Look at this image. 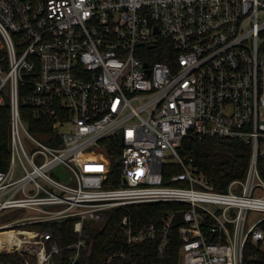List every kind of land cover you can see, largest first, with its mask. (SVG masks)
<instances>
[{"label": "built area", "instance_id": "obj_1", "mask_svg": "<svg viewBox=\"0 0 264 264\" xmlns=\"http://www.w3.org/2000/svg\"><path fill=\"white\" fill-rule=\"evenodd\" d=\"M4 104L0 214H17L0 223L12 232L0 252L57 264L51 224L73 218V264L83 222L143 202L186 205L181 264H244L247 242L264 251V0H0ZM22 106L51 131H30ZM187 137L249 146L244 177L218 189L181 154ZM118 148L120 182L106 186L108 151ZM60 164L70 179L50 175ZM167 164L180 171L164 178ZM174 214L139 229L124 215L115 254L156 234L162 252Z\"/></svg>", "mask_w": 264, "mask_h": 264}, {"label": "trees", "instance_id": "obj_2", "mask_svg": "<svg viewBox=\"0 0 264 264\" xmlns=\"http://www.w3.org/2000/svg\"><path fill=\"white\" fill-rule=\"evenodd\" d=\"M157 59L165 60V58ZM7 107V104L0 107V169H4L9 160ZM20 111L30 131L38 135L51 131L52 122L49 119L36 116L29 107L22 106ZM179 150L181 154L191 153L195 164L218 189H224L232 179L244 177L250 155L249 146L233 139L220 137H187L182 140ZM108 153L111 169L105 184L116 186L120 182V166L117 160L119 148L114 151L109 150ZM179 171V165L167 164L163 167V176L166 178ZM185 207L186 205L180 202H143L105 210L102 221L83 222V237L86 245L82 247L73 264H178L181 246L178 227L184 224L181 210ZM172 211L175 214L162 252L158 249L161 237L160 234H156L149 239L125 246L124 256L115 254L125 243V234L120 227V221L124 215H130L135 228L139 229L151 222L159 225L163 217ZM73 223L74 219L68 218L51 224L53 239L62 247L57 264H70V256L75 252L72 244L77 240V235L73 232ZM0 264H24V262L17 253L4 251L0 252ZM244 264H264V251L247 242Z\"/></svg>", "mask_w": 264, "mask_h": 264}, {"label": "rangeland", "instance_id": "obj_3", "mask_svg": "<svg viewBox=\"0 0 264 264\" xmlns=\"http://www.w3.org/2000/svg\"><path fill=\"white\" fill-rule=\"evenodd\" d=\"M50 175L53 177H57L58 180H68L69 178V172L67 170V168H65L62 164L55 166L51 171H50ZM15 214H17V212H15V210H12L10 212H4L0 214V223H4V222H8L9 220H11L10 218H12L13 216H15ZM22 214H24L22 212ZM249 218H256L260 215L259 212L257 211H249ZM5 231V230H2ZM3 239V238H2Z\"/></svg>", "mask_w": 264, "mask_h": 264}, {"label": "bare ground", "instance_id": "obj_4", "mask_svg": "<svg viewBox=\"0 0 264 264\" xmlns=\"http://www.w3.org/2000/svg\"><path fill=\"white\" fill-rule=\"evenodd\" d=\"M11 233L12 232L10 230L0 231V240H4L5 237L9 236Z\"/></svg>", "mask_w": 264, "mask_h": 264}, {"label": "water", "instance_id": "obj_5", "mask_svg": "<svg viewBox=\"0 0 264 264\" xmlns=\"http://www.w3.org/2000/svg\"><path fill=\"white\" fill-rule=\"evenodd\" d=\"M178 264H181V257H179V261H178Z\"/></svg>", "mask_w": 264, "mask_h": 264}]
</instances>
